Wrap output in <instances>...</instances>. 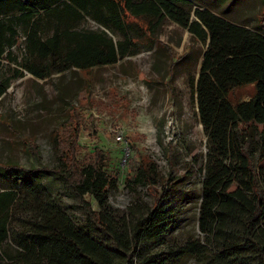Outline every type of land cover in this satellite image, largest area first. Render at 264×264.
Here are the masks:
<instances>
[{"label": "trees", "instance_id": "1", "mask_svg": "<svg viewBox=\"0 0 264 264\" xmlns=\"http://www.w3.org/2000/svg\"><path fill=\"white\" fill-rule=\"evenodd\" d=\"M196 1L203 6L192 0H0V97L11 82L1 72L3 60L43 79L51 72L115 64L146 34L152 38L166 18L187 29L206 45L190 83L207 137L198 219L204 242H188L170 258L174 263L187 256L205 259L203 264H264V129L258 128L264 127V5L255 14L256 24L249 25L229 15L235 0L219 12ZM87 17L98 28L78 27ZM21 32L25 54L18 62L12 49ZM21 75L15 71L13 78ZM248 84L253 86L248 99L230 100L234 88ZM74 154L71 146L56 171L80 196L96 197V209L84 202L87 220L112 244L98 242L71 221L34 180L38 169L0 163V171L14 180L0 188V264H171L148 258L137 263L134 253L164 232L167 213L161 201L172 190L134 221L117 217L106 197L124 166L111 173L102 152L87 162ZM136 168L135 181L153 187L150 170L141 162Z\"/></svg>", "mask_w": 264, "mask_h": 264}, {"label": "rangeland", "instance_id": "2", "mask_svg": "<svg viewBox=\"0 0 264 264\" xmlns=\"http://www.w3.org/2000/svg\"><path fill=\"white\" fill-rule=\"evenodd\" d=\"M199 1L212 4L216 12L232 4V0ZM263 5V0H235L229 15L255 25V14ZM128 20L145 28L141 20L131 16ZM78 27L98 28L89 17ZM20 35L18 46L12 49L18 62L25 54V35ZM205 48L187 29L166 18L152 38L146 34L115 64L51 72L39 79L3 60L1 72L11 82L0 97V163L38 169L34 180L71 221L109 246V236L87 220L84 202L96 209V197L80 196L56 171L58 159L68 155L71 146L81 162L102 152L108 158L109 172L124 166L106 197L115 216L134 221L152 208L161 193L172 190L161 201L167 213L164 232L137 247L135 262L148 258L171 264H203L205 259L187 256L174 263L170 256L188 242H204L198 219L207 137L190 83L198 76ZM15 71H22V75L13 78ZM252 93L253 86L248 84L234 88L229 98L242 101ZM258 128L264 129L262 125ZM127 158L133 162L126 163ZM138 162L150 170L153 187L146 180L135 181ZM260 166L264 168V160ZM13 183L0 171V188ZM233 189L231 186L229 190Z\"/></svg>", "mask_w": 264, "mask_h": 264}]
</instances>
